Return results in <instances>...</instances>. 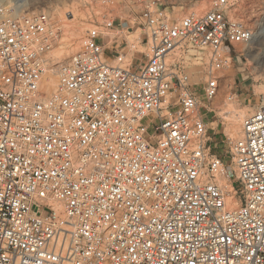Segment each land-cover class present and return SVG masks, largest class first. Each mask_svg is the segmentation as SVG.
<instances>
[{
	"label": "built area",
	"instance_id": "built-area-1",
	"mask_svg": "<svg viewBox=\"0 0 264 264\" xmlns=\"http://www.w3.org/2000/svg\"><path fill=\"white\" fill-rule=\"evenodd\" d=\"M232 5L175 19L147 0L133 40L93 25L53 91L60 24L0 6V264H264V107L226 153L205 119L217 68L256 38Z\"/></svg>",
	"mask_w": 264,
	"mask_h": 264
},
{
	"label": "rangeland",
	"instance_id": "rangeland-1",
	"mask_svg": "<svg viewBox=\"0 0 264 264\" xmlns=\"http://www.w3.org/2000/svg\"><path fill=\"white\" fill-rule=\"evenodd\" d=\"M146 1L0 0V6H13L21 15L43 10L49 12L52 19L61 26L58 42L68 38L67 40L72 43L73 51L69 54L70 58L80 49L86 31L107 19L114 20L119 26L129 27L130 29L125 30L121 35L128 40H133L141 31L134 32L137 26L133 29L132 26H134L135 18L144 8ZM232 2L233 5L228 15L244 18L248 26L255 31L256 38L249 46L238 45L232 52V62L227 57L229 58L227 67H219L216 70L220 77V89L212 102L213 114H207L205 119L209 123L211 147L221 153H226L227 150L222 141L229 136L228 127L231 124L228 117L231 115V110L234 108L238 113H243L244 119L258 108L264 107V0H232ZM209 6L210 0H164V7L175 19L193 12H205ZM206 61L205 53L197 50L190 51L186 65L193 73L192 80L195 88H201L202 71ZM138 62H140L139 58H137L136 64ZM198 64L202 66H198ZM53 77L55 84L50 86L49 90H55L58 84L57 75H53ZM241 124L242 122H239L237 125L239 126L237 137L240 135ZM153 130L154 127L151 131L153 132ZM229 137H233L232 134ZM237 137L234 135L233 138ZM229 195L231 193L228 192L226 197L228 198Z\"/></svg>",
	"mask_w": 264,
	"mask_h": 264
},
{
	"label": "bare ground",
	"instance_id": "bare-ground-1",
	"mask_svg": "<svg viewBox=\"0 0 264 264\" xmlns=\"http://www.w3.org/2000/svg\"><path fill=\"white\" fill-rule=\"evenodd\" d=\"M203 5H205V4H203ZM203 5H201V6H203ZM196 13H198V12H196ZM67 39L68 38H65L64 40L57 42L56 45L54 46V48L56 46L57 47L54 50L52 49L53 51H50V53L52 52V54L51 55H50V53L48 54L49 67H50V73H49L48 81L46 83V87L48 89L50 88V86H53L55 84V80H54L53 75H56L58 67L68 61L69 54L73 51L71 49L72 43ZM227 57H229V56H227ZM50 91H53V90H50ZM228 119H229V122L231 124V126L228 127V129L230 131L229 136H230V134H232L233 137H234V135H235V137H237L236 133H237V129H239V126H237V125L239 124V122H242L243 113L240 114L237 111H235L233 108V110H231V115H229ZM226 132H228V131H226ZM228 188H229V190H233L232 186L228 185ZM227 199H228V203L231 207H235L239 204V201L234 200L233 194L229 195V197Z\"/></svg>",
	"mask_w": 264,
	"mask_h": 264
}]
</instances>
